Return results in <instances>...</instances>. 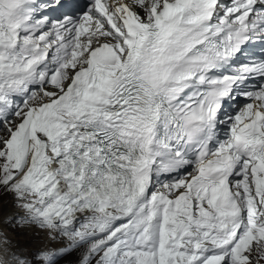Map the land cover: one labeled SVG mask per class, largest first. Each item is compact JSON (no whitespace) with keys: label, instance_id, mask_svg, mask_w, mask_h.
Listing matches in <instances>:
<instances>
[{"label":"snow or ice","instance_id":"6c2138e0","mask_svg":"<svg viewBox=\"0 0 264 264\" xmlns=\"http://www.w3.org/2000/svg\"><path fill=\"white\" fill-rule=\"evenodd\" d=\"M0 189V264H259L264 0H0Z\"/></svg>","mask_w":264,"mask_h":264},{"label":"rangeland","instance_id":"374dc122","mask_svg":"<svg viewBox=\"0 0 264 264\" xmlns=\"http://www.w3.org/2000/svg\"><path fill=\"white\" fill-rule=\"evenodd\" d=\"M7 201L3 198L0 199V203H6ZM7 229V226H5ZM11 229H15V227L8 226V233L7 235L9 238L14 241L15 244H20L21 248L25 250L26 254H32L38 251L36 249L39 239L35 237L37 232L35 230H32L30 233L25 230L23 232L17 233V231H12ZM14 245V244H13ZM74 257V256H71Z\"/></svg>","mask_w":264,"mask_h":264},{"label":"bare ground","instance_id":"6f19581e","mask_svg":"<svg viewBox=\"0 0 264 264\" xmlns=\"http://www.w3.org/2000/svg\"><path fill=\"white\" fill-rule=\"evenodd\" d=\"M13 204L10 205V202L7 201L6 203H0V230L3 231V228L6 230V224H4L5 219L8 216V209L12 207ZM11 214H15V212H11ZM8 234V233H6ZM9 237V236H8ZM12 239V238H11ZM14 245H12L13 248H19L22 249L20 244H15L14 241H12Z\"/></svg>","mask_w":264,"mask_h":264}]
</instances>
